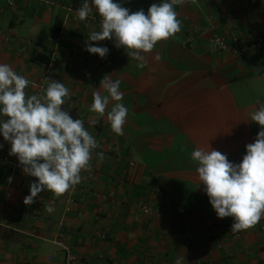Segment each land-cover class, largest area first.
Wrapping results in <instances>:
<instances>
[{"label": "crops", "instance_id": "crops-1", "mask_svg": "<svg viewBox=\"0 0 264 264\" xmlns=\"http://www.w3.org/2000/svg\"><path fill=\"white\" fill-rule=\"evenodd\" d=\"M8 1L0 0V63L30 81L29 96L43 95L45 78L68 87L62 109L83 120L99 147L81 183L61 197L43 191L26 206L37 178L0 134V264H64L57 240L78 264H264V217L232 233L233 218L217 217L191 159L197 148L214 149L239 164L261 130L250 114L264 103V46L235 57L209 40L231 42L234 32L241 44L264 40V0H185L175 6L181 31L158 42L143 69L114 40L88 42L107 47L104 58L85 50L101 18L93 8L79 20L84 0ZM113 2L147 14L163 0ZM106 75L121 82L123 135L107 119L115 101L104 116L90 111L93 91L107 95ZM147 205L158 213L145 215Z\"/></svg>", "mask_w": 264, "mask_h": 264}, {"label": "clouds", "instance_id": "clouds-1", "mask_svg": "<svg viewBox=\"0 0 264 264\" xmlns=\"http://www.w3.org/2000/svg\"><path fill=\"white\" fill-rule=\"evenodd\" d=\"M184 3L185 0H163L151 4L145 14L143 9L130 12L113 0H92L91 5L84 0L76 11L79 20H87L93 8L101 18L100 30L90 32L85 50L104 58L108 48L88 42L114 40L115 46L124 48L129 58L138 61L137 67L143 69L147 66L146 54L158 42L181 31L182 21L175 6ZM45 79L47 87L43 95L29 96L25 89L30 81L10 65L0 63V117H3L0 134L10 142L9 154L18 158L22 171L37 178L30 185V195L24 198L26 206L34 203L43 191L61 197L81 183V172L91 169L93 150L99 147L83 120L73 119L62 109L70 97L69 88ZM120 83L106 75L100 87L107 95L93 91L90 106L91 112L104 116L109 103L116 102L107 112V119L117 135L124 134L128 116V109L120 103L123 99ZM250 118L261 130L255 141L246 145V155L239 164L230 162L226 155L214 149L197 148L191 154V159L198 162V179L217 217L233 218L232 233L252 229L264 217V103H260ZM98 155L101 160L104 158L102 152ZM176 264H181L180 259Z\"/></svg>", "mask_w": 264, "mask_h": 264}, {"label": "built area", "instance_id": "built-area-1", "mask_svg": "<svg viewBox=\"0 0 264 264\" xmlns=\"http://www.w3.org/2000/svg\"><path fill=\"white\" fill-rule=\"evenodd\" d=\"M247 1V0H244ZM14 5V0H9L8 1V6L11 7ZM92 14H90L91 16ZM89 16V17H90ZM231 21L233 23H236V19L232 18ZM231 42H228V40L220 35H213L209 42H210V46L217 52L220 53H227L231 56H235L238 57L241 52H243V50H246V48L248 49L250 46L253 48H262L264 46V40L260 39L257 40L255 42H252L250 45H248V43H240L238 36L236 34V32H234V34H232ZM243 44L245 46H243ZM246 47V48H244ZM134 164L131 163V166H133ZM72 196V195H71ZM143 213L145 215H153L154 213L157 214L158 210L154 209L152 206L147 205L146 207L143 208ZM56 244L60 247V249L63 251L64 255H65V259H64V264H78V256L71 250V248L63 241L61 240H57ZM52 259V258H50Z\"/></svg>", "mask_w": 264, "mask_h": 264}]
</instances>
